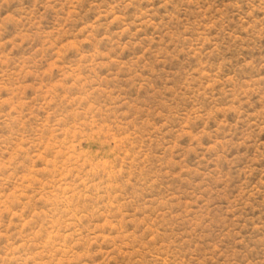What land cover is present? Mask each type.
<instances>
[{"label": "rangeland", "instance_id": "obj_1", "mask_svg": "<svg viewBox=\"0 0 264 264\" xmlns=\"http://www.w3.org/2000/svg\"><path fill=\"white\" fill-rule=\"evenodd\" d=\"M0 264H264V0H0Z\"/></svg>", "mask_w": 264, "mask_h": 264}]
</instances>
